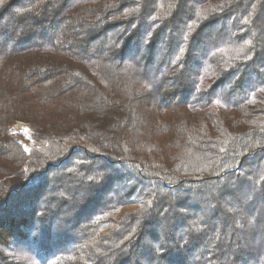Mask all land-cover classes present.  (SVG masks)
<instances>
[{"label":"trees","instance_id":"16d2710c","mask_svg":"<svg viewBox=\"0 0 264 264\" xmlns=\"http://www.w3.org/2000/svg\"><path fill=\"white\" fill-rule=\"evenodd\" d=\"M0 264H264V0H0Z\"/></svg>","mask_w":264,"mask_h":264},{"label":"rangeland","instance_id":"374dc122","mask_svg":"<svg viewBox=\"0 0 264 264\" xmlns=\"http://www.w3.org/2000/svg\"><path fill=\"white\" fill-rule=\"evenodd\" d=\"M27 125L21 123L17 126V130L21 133V134H24L26 135L27 134Z\"/></svg>","mask_w":264,"mask_h":264}]
</instances>
